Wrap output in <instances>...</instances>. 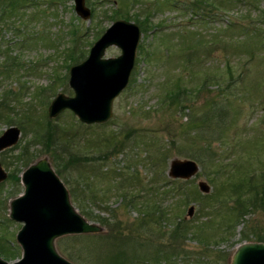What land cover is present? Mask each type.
I'll use <instances>...</instances> for the list:
<instances>
[{
    "label": "rangeland",
    "instance_id": "374dc122",
    "mask_svg": "<svg viewBox=\"0 0 264 264\" xmlns=\"http://www.w3.org/2000/svg\"><path fill=\"white\" fill-rule=\"evenodd\" d=\"M123 1L126 6L120 0H85V6L95 10L90 19L83 20L74 11V0H33L14 18L12 25L8 22L0 26L3 51L0 67L9 56L22 63L9 76L0 74V99L4 90L13 91V110H8L11 120L22 117L28 106V113L33 119L44 122L48 118L57 127L69 130L66 132L69 137L72 136L69 147L63 153L58 152L67 168L61 170L60 175L56 172L57 175L69 191L73 189L76 194H81L84 188V197L90 194L87 186L90 190H102V202L86 203L85 207L105 218L115 214L121 222V229L125 228L122 230L124 234L127 233L126 228L140 230L139 225L133 222L138 220L136 217H139L142 207L139 204L127 205L129 196L136 197L135 202L140 203L157 200L158 205L170 213L169 217L181 215L193 224L220 221L221 215L207 219L199 211L203 203L200 204V201L211 194L224 177L216 174L217 163H229L237 172L248 171L252 167L260 170L264 165V19L259 14L264 10V0H235L223 8L219 6L213 11L212 18L206 19L201 12L194 14L195 11L188 9V2L192 0H173L168 4H164L163 0ZM119 8L123 13L127 12V16L131 15V19H124L137 24L134 18L143 21L147 17L148 22L144 24L157 29L153 32L149 28L145 33L141 30L129 83L114 98L110 118L103 123L84 124L68 109L49 118L47 107L57 93L73 95L68 85L71 63L66 57L68 48L74 44L70 32L77 29L78 48L84 51L74 63L77 64L88 55L95 38L120 18L118 14H112L114 9ZM110 14L117 18H110ZM258 19L260 21L255 25ZM230 26L234 29L230 30ZM14 27L20 30L16 31ZM251 31L260 33L262 44L256 34L249 33ZM140 45H143L142 50H139ZM118 54L120 49L111 46L106 50L105 57ZM187 58L195 59L188 63L193 67L186 64ZM63 75L67 78L57 79ZM207 77L210 78L204 83ZM175 82L180 90L178 105L170 103L165 96ZM213 103L220 104L222 110L213 107ZM218 121L220 124L215 127ZM10 125L16 124L0 120V134ZM185 125L195 131L200 127L201 135L186 131ZM213 134L221 139V142L212 140L211 143V149L219 160L214 158L217 163L213 161V164L204 166L199 163V172L186 180L188 188L183 196L166 191L172 184L158 191L155 189L172 179L167 175L172 158H187L196 146L192 140H198L201 146L211 140ZM32 135L33 130L28 129L26 137L22 134L14 150L0 156L7 173L16 166L23 167L18 163L17 155L20 146L32 139ZM121 141L124 143L120 144ZM31 143L34 161L47 156L52 162L50 154L41 150L40 142ZM116 143L119 148L112 151ZM109 150L111 153L106 152ZM82 156L85 160H80ZM202 179L210 186L207 194L199 191L197 182ZM22 192V185H16L13 180L6 179L0 183V235L18 246L16 258L21 256V248L15 241V234L22 223L9 218V201ZM124 196L128 197L126 204ZM181 199L186 203H180ZM72 202L82 214L77 203ZM191 205L194 206L193 214L185 218ZM245 211L248 212L245 225L237 223L225 238L216 237L217 245L212 248L221 254L222 260L204 256L202 261L195 263L191 258L182 257L177 262L173 259L161 264H231L238 245L257 241L259 236H263L260 242H264V210L255 207ZM252 225L259 226L258 238L249 234L247 239H242L246 227ZM100 226H103V231L98 234L59 237L55 241V249L74 264H107L106 256L113 252L115 243L111 240L109 244L105 243L103 238L107 237L109 227ZM218 231H222L221 228ZM86 237H94L96 241ZM185 243L194 254L200 250L194 241Z\"/></svg>",
    "mask_w": 264,
    "mask_h": 264
},
{
    "label": "trees",
    "instance_id": "16d2710c",
    "mask_svg": "<svg viewBox=\"0 0 264 264\" xmlns=\"http://www.w3.org/2000/svg\"><path fill=\"white\" fill-rule=\"evenodd\" d=\"M33 0H0V26L7 25L14 23V18L19 16L20 11L27 7ZM238 1V0H237ZM121 4L126 6L123 0H120ZM164 4H168L169 2H173V0H163ZM235 0H192L190 3L188 2V9L191 11L201 12L206 18H212L211 15L213 11L219 8H223L225 4H232ZM92 11L95 10L94 7L91 8ZM207 12V13H204ZM112 14H118L120 18H130L131 15L127 16V12H122V9H114ZM261 18L264 19V10H262ZM215 15L216 11H215ZM115 15H109L110 18L114 17ZM13 18V19H12ZM115 18H117L115 16ZM145 20H140L138 18H134L137 24L140 25L141 30L145 33L149 28L153 30V32L157 29V27H153L152 25H146L144 23L148 22V18L145 17ZM9 20V21H8ZM14 20V21H13ZM259 19L255 22V25L259 23ZM1 27V28H2ZM16 31L20 29L18 27ZM230 30L234 29V26L229 27ZM247 29V28H246ZM73 38V46L68 48L67 58H69L70 63L74 64L77 62L78 57H81L84 51L79 49V38L77 36V29H73L71 32ZM249 33L256 34V38L258 41L261 42L260 33L256 31H251ZM258 33V34H257ZM234 42L236 40L231 38ZM1 39H0V54L3 53L1 49ZM143 49V45H140L139 50ZM140 52V51H139ZM195 60L194 58H187L186 64L189 61ZM70 64V65H71ZM22 65L21 62L9 56L6 58L4 63L0 67V74L5 76H9L10 72ZM189 65V64H188ZM193 67L192 65H189ZM230 71V70H229ZM212 77V76H210ZM207 77L203 80V82H207L210 78ZM62 78V79H61ZM67 75L59 76L58 80L66 79ZM172 88H169L165 96L168 98L170 103L179 104V96L180 90L177 87L176 82L171 85ZM13 91L11 89L4 90L2 94V98L0 99V120H7V122H12L18 126L24 137H26L27 130L32 129L33 135L32 139L27 142H24L20 146V152L17 155L18 163L23 165V167L16 166L11 173L8 175V179L13 180L16 182V185L19 184V173L22 172L24 168H26L30 163L34 160V153L31 151V141L40 142L42 144V151L45 154H50L52 159V164L56 170V172L61 174V170H66L67 167L65 166V161H61L60 154L58 152H64L66 147H69V141L71 137L68 136L65 128H59L57 125L51 122V120L47 119V121L39 122L38 119H33L29 113V107H25L24 111L26 110L28 114L23 111V116L20 117L18 120H11L9 109L13 110L11 107V97L13 95ZM164 102V100H163ZM20 104V101L18 100ZM16 103V105L18 104ZM213 107L217 109H221L222 107L220 104L213 103L211 104ZM185 108L186 106H181ZM226 109L223 111L225 112ZM213 113V110H212ZM218 114V112H214ZM18 121V122H17ZM220 122L218 121L215 127L218 126ZM185 127L186 131H190L191 133H196L201 135L202 132L201 128L198 127V130ZM213 134L211 140L206 141L203 145L200 146L198 140H192V144L196 145L195 149L192 150L190 153L187 154L188 158L196 160L201 166L207 164H213L215 153L211 149L212 140H219L221 139L218 136H214ZM123 141L120 142L122 144ZM119 143V141H118ZM116 143L113 145L112 151H117L119 148V144ZM124 143V142H123ZM191 144V145H192ZM17 146V145H16ZM15 146V147H16ZM13 147V150L15 149ZM192 147V146H191ZM110 152L111 151H106ZM72 155L71 153H68ZM25 155V156H23ZM69 155V156H70ZM23 156L22 159L20 157ZM85 157H80V160H85ZM219 160V158L217 159ZM4 162V161H3ZM214 163H217L215 160ZM62 166V167H61ZM216 174L223 177V179L218 184L217 188H214V191L211 194H207L202 201H200L201 207L199 211L203 212L202 216H206L207 219L215 218V216H222L220 221L214 222L208 220L207 222L201 221L200 224L198 222L193 224V222L185 220L181 215H176L175 218L169 217V212H166V209H162L158 204L159 202H146L140 203L135 202L136 197L129 196V200L127 205L139 204L142 209H140V215L137 221L133 223L138 224L140 230L133 231L132 229L126 228L127 233H123L120 227V223L117 220L115 214H112V217L105 218L101 215L94 214L92 211L89 210V207H85V204L91 203L94 204L98 202H102L101 194L102 190H94L89 189L87 186V191H89V196L84 194V188L81 189L82 193L74 192L73 189L70 190L71 199L77 203V206L81 209L83 216H85L88 220L95 221L100 223L101 225H105L108 228V233H106L105 243L109 244V240H111L115 245H113V252L108 253L106 256L105 263L107 264H161L162 262H169L175 261L177 262L180 258H191L195 263L202 261L204 256H211L216 258V260H222L221 254L217 253L213 248L217 245L218 238H225L227 233H230L232 229L236 228L237 223H244L246 224V216L248 212L245 211L248 208H260L264 210V165L263 168L260 170L253 168H249V170L244 172H237L231 168L229 163L219 162L216 165ZM234 172V175H233ZM236 175V176H235ZM131 178H135L133 175ZM225 178V179H224ZM86 182V180H85ZM172 184L167 192H174L178 193L179 196H183L185 193V189L188 188L186 181H182L179 179H171L167 182H163L159 187L157 186L155 189L157 191L166 187L167 185ZM85 186V184H84ZM174 190H173V189ZM75 190V189H74ZM81 196H80V195ZM128 198L124 196V203L126 204L125 199ZM131 198V199H130ZM86 200V201H85ZM85 201V202H84ZM83 205H82V204ZM180 203L185 204L186 202L184 199L180 200ZM228 217V221L224 222L225 219ZM135 220V219H134ZM200 220V219H199ZM155 224H152V222ZM198 221V220H196ZM225 223V224H224ZM222 225V226H221ZM243 225V226H244ZM221 226V227H220ZM259 226L255 227L252 225L251 227H246V229H253V230H246V234L242 236V239H247L249 234L254 235L257 237V229ZM157 231H156V229ZM221 228L222 231H218ZM207 230H211L208 232ZM216 230V231H215ZM86 235H73V237H84ZM94 236V235H90ZM218 237V238H216ZM86 238H93L91 241L95 242L94 237H86ZM258 238V237H257ZM263 236H259L257 241H260ZM164 241V243H162ZM186 241H194L199 247V251L192 253V251L186 248ZM163 244V245H162ZM100 249V246H96ZM213 247V248H212ZM97 249V251H98ZM18 247L14 246V243L7 242L4 240L3 236L0 235V255L9 259L14 260L18 255ZM100 255V251L97 252V256ZM70 257H72L70 255ZM73 258V257H72ZM202 264H206V262H201Z\"/></svg>",
    "mask_w": 264,
    "mask_h": 264
},
{
    "label": "water",
    "instance_id": "95a60500",
    "mask_svg": "<svg viewBox=\"0 0 264 264\" xmlns=\"http://www.w3.org/2000/svg\"><path fill=\"white\" fill-rule=\"evenodd\" d=\"M85 0H74L76 14L84 20L91 16ZM140 27L132 21L118 19L104 30L91 45L81 62L70 66L68 84L74 92L69 97L58 93L48 106V116H57L70 109L85 124L103 123L112 114V104L128 85L135 64ZM120 49L117 56L105 57L108 47ZM17 126H9L0 134V152L15 145L20 137ZM48 158L42 157L21 173L23 194L10 202V218L24 222L16 241L22 247V258L9 263L0 257V264H74L61 256L55 246L59 237L96 234L103 231L99 223L88 221L70 199L68 189L54 172ZM199 165L192 159L172 158L167 175L172 179L192 178ZM7 176L0 163V181ZM206 194L209 184L197 182ZM188 207L187 215L193 214ZM231 264H264V242H244L234 250Z\"/></svg>",
    "mask_w": 264,
    "mask_h": 264
},
{
    "label": "flooded vegetation",
    "instance_id": "af4514ba",
    "mask_svg": "<svg viewBox=\"0 0 264 264\" xmlns=\"http://www.w3.org/2000/svg\"><path fill=\"white\" fill-rule=\"evenodd\" d=\"M17 144H18V143H16L15 145L10 146V147H8V148L2 150V151H1V155H2L3 153H5L6 151H12V150H13V147H15ZM1 155H0V156H1ZM0 163H1V160H0ZM1 166H2V163H1ZM2 167H3V166H2ZM3 169L5 170L4 167H3ZM5 171H6V170H5ZM6 173H7V171H6ZM9 173H11V171L7 173V177H8V175H9ZM19 177H20L19 184L22 185V182H21V173H19ZM10 180H11V179H10ZM22 187H23V185H22ZM19 195H21V193H20ZM19 195H18V196H19ZM18 196H17V197H18ZM14 198H16V197H14ZM14 198H12V199H14ZM9 214H10V206H9V213H8V216H9ZM21 223H22V222H21ZM22 224H23V223H22Z\"/></svg>",
    "mask_w": 264,
    "mask_h": 264
},
{
    "label": "bare ground",
    "instance_id": "6f19581e",
    "mask_svg": "<svg viewBox=\"0 0 264 264\" xmlns=\"http://www.w3.org/2000/svg\"><path fill=\"white\" fill-rule=\"evenodd\" d=\"M5 172H6V171H5ZM6 179H8L7 176H6L3 180H1L0 183H2L3 181H5ZM12 200H13V199H10V201H9V206H10V202H11ZM23 226H24V224H23ZM23 226H22V227H23ZM255 241H256V240H255ZM257 242H260V241H257ZM0 257H1V256H0ZM2 257H3V256H2ZM2 257H1V258H2ZM2 259H3V258H2ZM4 260H5V259H4ZM5 261H7V260H5Z\"/></svg>",
    "mask_w": 264,
    "mask_h": 264
}]
</instances>
